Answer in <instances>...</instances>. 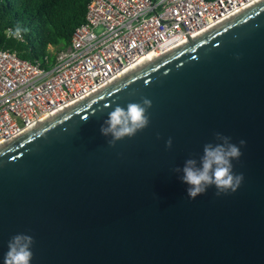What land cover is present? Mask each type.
I'll return each mask as SVG.
<instances>
[{
    "label": "water",
    "instance_id": "water-1",
    "mask_svg": "<svg viewBox=\"0 0 264 264\" xmlns=\"http://www.w3.org/2000/svg\"><path fill=\"white\" fill-rule=\"evenodd\" d=\"M106 86L0 145V264L17 234L31 264H264V0ZM144 99L147 127L101 135ZM220 137L244 180L190 199Z\"/></svg>",
    "mask_w": 264,
    "mask_h": 264
},
{
    "label": "built area",
    "instance_id": "built-area-1",
    "mask_svg": "<svg viewBox=\"0 0 264 264\" xmlns=\"http://www.w3.org/2000/svg\"><path fill=\"white\" fill-rule=\"evenodd\" d=\"M260 0H90L47 68L0 49V144Z\"/></svg>",
    "mask_w": 264,
    "mask_h": 264
},
{
    "label": "clouds",
    "instance_id": "clouds-1",
    "mask_svg": "<svg viewBox=\"0 0 264 264\" xmlns=\"http://www.w3.org/2000/svg\"><path fill=\"white\" fill-rule=\"evenodd\" d=\"M26 31L27 29L19 24L14 28L6 29L10 37L18 40L23 39ZM150 107L149 99H144L139 104H129L126 108L115 107L108 114L106 126L100 128L101 135H111L113 140L134 136L138 130L149 124L146 112ZM220 139L221 143L208 144L204 147L199 166L195 161L188 160L183 169L179 170L183 173L182 182L188 186L186 191L190 199L205 193L209 187H214L218 196L234 193L242 184L244 175L233 171L232 161L241 157V148L246 142L241 140L237 145L231 143L229 137H220ZM168 143L170 144L171 141ZM32 243L33 238L29 235L13 236L8 242L3 264H31Z\"/></svg>",
    "mask_w": 264,
    "mask_h": 264
},
{
    "label": "trees",
    "instance_id": "trees-1",
    "mask_svg": "<svg viewBox=\"0 0 264 264\" xmlns=\"http://www.w3.org/2000/svg\"><path fill=\"white\" fill-rule=\"evenodd\" d=\"M90 0H0V49L47 68L53 51L69 45L75 30L85 21ZM26 28L23 39L10 37L6 29Z\"/></svg>",
    "mask_w": 264,
    "mask_h": 264
},
{
    "label": "bare ground",
    "instance_id": "bare-ground-1",
    "mask_svg": "<svg viewBox=\"0 0 264 264\" xmlns=\"http://www.w3.org/2000/svg\"><path fill=\"white\" fill-rule=\"evenodd\" d=\"M262 0H260V1H258V2H256V3H254L253 5H251V6H249L248 8H246L245 10H247V9H249L250 7H252V6H254L255 4H257V3H259V2H261ZM245 10H243V11H245ZM243 11H241L240 13H242ZM240 13H238V14H240ZM238 14H236V16L238 15ZM208 31V30H207ZM206 32V31H205ZM205 32H203V33H205ZM203 33H201V34H203ZM200 34V35H201ZM173 49H175V48H173ZM173 49H171V50H169V51H172ZM168 51V52H169ZM160 56H155V55H150V56H148V57H145V58H142L134 67H132L130 70H128V71H126L125 73H124V75H127V74H129V73H131L132 71H134V70H136V69H138V68H140V67H143L145 64H147V63H149L150 61H153V60H155V59H157V58H159ZM120 78H118V79H116L115 80V82L116 81H118ZM105 87H107V86H105ZM105 87H103V88H105ZM93 95V94H92ZM81 101V100H80ZM80 101H77V102H75V103H73L72 105H75V104H77L78 102H80ZM72 105H70V107L72 106ZM66 108H63L61 111H63V110H65ZM60 111H58V112H55L54 114H52V115H50V116H48L47 118H45L44 119V121H46L47 119H50L51 117H53V115H57V113H59ZM44 121H42V122H44ZM42 122H40V123H42ZM39 123V124H40ZM38 124V125H39ZM37 126V125H36ZM35 127V126H34ZM26 131H28V130H26ZM25 131V132H26ZM24 133V132H23ZM23 133H21L20 135H22ZM20 135H18V136H20ZM17 136V137H18ZM17 137H15V138H17ZM15 138H13V139H15ZM13 139H11V140H13ZM4 143H6V142H4ZM4 143H1L0 145H2V144H4Z\"/></svg>",
    "mask_w": 264,
    "mask_h": 264
}]
</instances>
